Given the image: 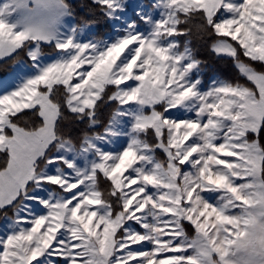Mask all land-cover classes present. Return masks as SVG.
Segmentation results:
<instances>
[{"label": "snow or ice", "instance_id": "obj_1", "mask_svg": "<svg viewBox=\"0 0 264 264\" xmlns=\"http://www.w3.org/2000/svg\"><path fill=\"white\" fill-rule=\"evenodd\" d=\"M166 7L150 34L126 35L102 50L56 39L52 21L62 0H21L25 14L16 23L0 18V59L53 40L69 53L41 67L29 51L38 74L0 96V215L37 202L13 212L0 264H264V0H166ZM193 22L198 38H211L209 51L233 59L242 80L198 91L200 80L191 77L201 61L191 39L183 49L169 39L189 36L193 27L180 25ZM105 95L120 108L140 106L137 135L118 153L97 149L86 174L38 171L41 161L74 167L52 154L67 147L58 131L62 109L92 120ZM178 107L194 117L164 116ZM25 110L31 119L13 120ZM93 148L89 138L84 150ZM48 185L67 197L29 195ZM41 205L47 212L33 215Z\"/></svg>", "mask_w": 264, "mask_h": 264}, {"label": "rangeland", "instance_id": "obj_2", "mask_svg": "<svg viewBox=\"0 0 264 264\" xmlns=\"http://www.w3.org/2000/svg\"><path fill=\"white\" fill-rule=\"evenodd\" d=\"M93 1L103 4L100 0ZM109 3L113 6L109 7L105 4L103 5H105L108 9L107 13L111 18L112 31L103 41H95L92 39L89 36L91 28L87 26H84L75 32L74 21L63 3L59 15L52 21L54 24L56 39L64 40L71 38L75 44H94L97 46V50H102L107 45L117 42L126 35L137 33L142 35L150 34L154 30L156 22L162 20L167 15L168 11L166 7V0H109ZM20 5L21 0H0V18L4 19L7 23H16L20 17L25 14L20 10ZM227 15L228 14L225 13V16ZM14 30L19 31L22 30V28L17 27ZM169 39L176 40L175 37H170ZM53 43H55V40H53ZM32 50H34L35 54L39 56L41 67L47 66L48 64L61 59H66L69 55V53L61 50L59 53L54 55H42L39 52V49H36L34 44L29 47L28 52ZM4 59H0V61ZM37 74V68L33 67L32 60L31 65H27L25 62L20 61L14 66L12 72L7 74L5 77L0 78V96L14 91L27 79L32 78ZM191 78L192 80H200V84L197 86V89L201 93L207 91L211 86L226 83L216 75L211 76L207 82H204L199 69L193 73ZM129 83L134 85V82ZM146 110L148 109H142L143 112H146ZM140 111L141 109L138 105H128L124 106V108H120L118 106L116 113L124 112L125 114L117 115L115 113L114 117L110 121L109 124L111 125V131L113 134L105 136L103 132L100 135L87 137L79 150H76L70 143L65 142L67 145L66 149L56 150L53 153L54 155L63 156L67 161L71 162L74 166L72 169L65 168L63 165H48L47 167H43L40 172L48 175H56L61 171L69 174L74 172L86 174L91 169L92 165L98 162L97 149L100 152H110L113 154L118 153L127 146L129 141L134 136L137 135L132 131V125L135 122V115L139 114ZM170 113L172 114L170 115ZM194 115L195 113L191 110V108L186 107L170 109L169 112L164 113L165 117L173 120L185 118L191 119ZM89 138L92 143H94L95 148L84 150L87 147ZM235 183H242V181L237 180ZM81 190H83V186ZM29 195H39L45 200H58L61 197H67L66 193H63L60 189H58V191L53 190L50 185L30 190ZM211 195L214 199L216 196H221L223 194L212 193ZM25 204L32 206L36 205L37 202L33 200H23L22 202H19L15 211L22 208ZM46 212L47 209L41 205L34 209L33 215H44ZM21 214H23V212H21ZM12 219L13 214L2 219L0 222V237L10 234L11 229H7V224ZM136 227L139 230V226L137 225ZM133 247H138V245H134ZM191 252L192 250H189L188 254H191ZM60 264H66V262H60Z\"/></svg>", "mask_w": 264, "mask_h": 264}, {"label": "trees", "instance_id": "obj_3", "mask_svg": "<svg viewBox=\"0 0 264 264\" xmlns=\"http://www.w3.org/2000/svg\"><path fill=\"white\" fill-rule=\"evenodd\" d=\"M62 3L67 8L70 16L74 21V30L77 32L84 26L91 28L89 36L95 41H103L107 35L112 31L111 18L107 13V7L103 4L95 2L93 0H62ZM203 24V20L199 21ZM192 26L193 31L189 36H176V40L180 42L181 49H183L185 41L191 39V48L194 50V56L197 60L201 61L199 65V71L201 72L202 80L207 82L208 79L216 75L226 83L234 82L236 79H241L238 76L237 68L234 66L233 59L227 56H216L208 50L207 41L210 37L205 36L203 39L198 38L203 35L193 22L189 24H181L180 27L186 28ZM32 43H28L26 47L21 48L10 55L8 58L0 61V78L5 77L12 72L14 66L20 61L25 62L27 65H31V60L28 56V49ZM42 55H54L59 53L60 50L55 48V43H41L38 48ZM107 95L103 99L97 101L96 114L89 120L85 115L83 118L78 119L76 114L69 112L66 108H63V118L59 124L58 131L63 137H67V143H70L76 150H79L87 137L100 135L104 132L112 118L114 117L118 105L115 100L107 101ZM34 111V110H32ZM148 110H146L147 112ZM28 116L30 119L31 112L25 110L19 115V117H13V120L18 123H24L23 117ZM98 121V122H97ZM151 142V141H150ZM56 150H52V154ZM157 152L160 150L157 149ZM161 158L163 154L160 153ZM41 168L43 169L42 161ZM100 186L106 188L104 184V177H99ZM53 190H57V187L50 185ZM19 202H17L18 206ZM16 206V207H17ZM15 209L9 208L7 216L13 214ZM5 216L0 215V222ZM185 229L189 236L193 234V230L190 226L185 225Z\"/></svg>", "mask_w": 264, "mask_h": 264}]
</instances>
